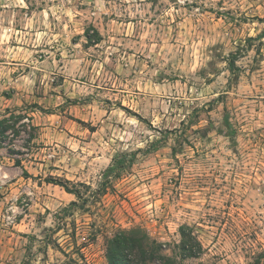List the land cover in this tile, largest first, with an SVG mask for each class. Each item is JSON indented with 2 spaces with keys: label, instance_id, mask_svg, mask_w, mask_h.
<instances>
[{
  "label": "clouds",
  "instance_id": "9594fccd",
  "mask_svg": "<svg viewBox=\"0 0 264 264\" xmlns=\"http://www.w3.org/2000/svg\"><path fill=\"white\" fill-rule=\"evenodd\" d=\"M0 264H264V0H0Z\"/></svg>",
  "mask_w": 264,
  "mask_h": 264
},
{
  "label": "rangeland",
  "instance_id": "374dc122",
  "mask_svg": "<svg viewBox=\"0 0 264 264\" xmlns=\"http://www.w3.org/2000/svg\"><path fill=\"white\" fill-rule=\"evenodd\" d=\"M82 254H83V250H82Z\"/></svg>",
  "mask_w": 264,
  "mask_h": 264
}]
</instances>
